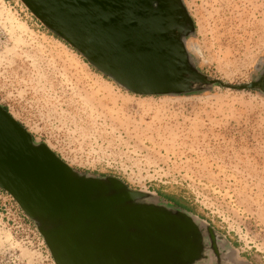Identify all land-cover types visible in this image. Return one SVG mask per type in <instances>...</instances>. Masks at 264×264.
<instances>
[{
	"label": "rangeland",
	"instance_id": "rangeland-1",
	"mask_svg": "<svg viewBox=\"0 0 264 264\" xmlns=\"http://www.w3.org/2000/svg\"><path fill=\"white\" fill-rule=\"evenodd\" d=\"M181 2L190 63L216 83L140 96L21 0H0V106L76 173L115 179L190 218L197 257L187 264H264V93L234 89L264 74V0ZM0 264H56L37 223L3 190Z\"/></svg>",
	"mask_w": 264,
	"mask_h": 264
},
{
	"label": "water",
	"instance_id": "water-1",
	"mask_svg": "<svg viewBox=\"0 0 264 264\" xmlns=\"http://www.w3.org/2000/svg\"><path fill=\"white\" fill-rule=\"evenodd\" d=\"M21 1L92 67L136 95H182L216 83L190 63L184 38L192 23L181 0ZM0 189L37 223L56 264H187L197 257L187 243L195 229L190 218L145 202L115 179L76 173L1 106Z\"/></svg>",
	"mask_w": 264,
	"mask_h": 264
},
{
	"label": "trees",
	"instance_id": "trees-1",
	"mask_svg": "<svg viewBox=\"0 0 264 264\" xmlns=\"http://www.w3.org/2000/svg\"><path fill=\"white\" fill-rule=\"evenodd\" d=\"M166 199H167L172 205L178 206L177 201L175 200L174 197H166Z\"/></svg>",
	"mask_w": 264,
	"mask_h": 264
},
{
	"label": "flooded vegetation",
	"instance_id": "flooded-vegetation-1",
	"mask_svg": "<svg viewBox=\"0 0 264 264\" xmlns=\"http://www.w3.org/2000/svg\"><path fill=\"white\" fill-rule=\"evenodd\" d=\"M264 78V74L262 75L261 79L259 80V87L257 89H260L264 86L263 83H261L260 81Z\"/></svg>",
	"mask_w": 264,
	"mask_h": 264
},
{
	"label": "built area",
	"instance_id": "built-area-1",
	"mask_svg": "<svg viewBox=\"0 0 264 264\" xmlns=\"http://www.w3.org/2000/svg\"><path fill=\"white\" fill-rule=\"evenodd\" d=\"M0 191L2 192V190L0 189Z\"/></svg>",
	"mask_w": 264,
	"mask_h": 264
}]
</instances>
